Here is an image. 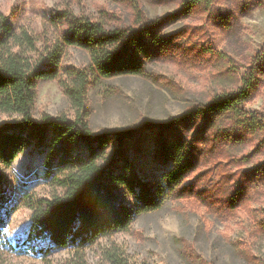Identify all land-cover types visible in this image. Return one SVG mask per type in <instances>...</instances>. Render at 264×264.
Wrapping results in <instances>:
<instances>
[{"label":"rangeland","instance_id":"374dc122","mask_svg":"<svg viewBox=\"0 0 264 264\" xmlns=\"http://www.w3.org/2000/svg\"><path fill=\"white\" fill-rule=\"evenodd\" d=\"M185 0H0V16L15 33L34 41L28 55L61 48V66L86 69L87 52L64 42L61 13L137 31L141 21H156L151 32L166 39L163 51L144 62L143 74L122 75L90 84L86 107L92 132L122 129L142 122L167 121L239 85L259 53L261 70L244 109L264 121V0H210L184 9ZM14 51L21 50L13 48ZM137 55H139L137 53ZM39 59V58H38ZM72 115L59 78L38 81L33 115ZM15 114L0 112V125ZM228 122L195 117L176 125L194 160L178 187L160 208L137 213L129 226L83 247L54 248L30 225V201L61 194L44 176L47 147L29 146L9 167L0 166L15 210L2 231L0 264H264V130L242 133L240 142L221 135ZM156 131L144 129L124 141L135 172L163 184L171 162L155 156ZM116 146L111 138L106 153ZM75 152L83 155L79 146ZM106 155V154H105ZM104 155V156H105ZM103 156L99 161H103ZM242 187L243 198L228 197ZM118 197L137 206L120 187ZM118 252L120 263L109 254Z\"/></svg>","mask_w":264,"mask_h":264},{"label":"trees","instance_id":"16d2710c","mask_svg":"<svg viewBox=\"0 0 264 264\" xmlns=\"http://www.w3.org/2000/svg\"><path fill=\"white\" fill-rule=\"evenodd\" d=\"M210 0H185L184 9ZM65 31L63 40L84 49L89 57L86 69L61 66V48H45L39 59L28 55L34 41L25 31L15 33L0 16V112L15 114L11 122L0 125V166L9 167L18 154L29 146L47 147L43 159L44 176L61 194L30 201V225L36 235L44 234L49 246L83 247L99 237L126 229L137 213L161 207L167 196H177L178 187L191 170L194 160L181 133L175 126L195 117L215 123L228 122L221 133L226 142L238 144L242 133L264 130L259 113L244 109L254 90L256 74L261 70L259 53L243 73L239 85L223 90L209 101L192 106L167 121L142 122L129 128H104L92 132L86 107L90 84L122 75H141L146 58L163 51L166 39L151 32L156 21H141L137 31L128 28H106L102 23L61 13ZM20 48L14 51L13 48ZM137 53L139 55H137ZM59 78L72 115H33L38 81ZM144 129L156 131L155 156L171 162L163 184L149 181L135 172L124 147V141ZM115 148L106 153L110 139ZM82 146L83 155L75 152ZM106 154V155H105ZM105 155V156H104ZM103 156V161L99 157ZM123 187L137 202L132 206L117 194ZM243 198L242 187L228 197L230 207ZM15 210L12 194L0 172V243L2 231ZM118 252L109 254L120 263ZM70 264H84L83 258ZM121 264V263H120Z\"/></svg>","mask_w":264,"mask_h":264}]
</instances>
